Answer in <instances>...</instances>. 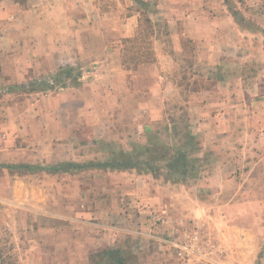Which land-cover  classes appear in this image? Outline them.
I'll return each mask as SVG.
<instances>
[{"label": "rangeland", "instance_id": "374dc122", "mask_svg": "<svg viewBox=\"0 0 264 264\" xmlns=\"http://www.w3.org/2000/svg\"><path fill=\"white\" fill-rule=\"evenodd\" d=\"M148 1L149 24L134 0H51L46 23L55 21L61 56H76L81 78L52 84L59 109L30 94L58 72L1 100L0 264H88L104 247L122 248L130 264H264L255 204L264 192L249 173L254 155L264 167V0ZM187 132L194 171L177 181L163 170L19 175L5 166L179 146ZM260 178L263 188L264 168Z\"/></svg>", "mask_w": 264, "mask_h": 264}, {"label": "crops", "instance_id": "0c3cea01", "mask_svg": "<svg viewBox=\"0 0 264 264\" xmlns=\"http://www.w3.org/2000/svg\"><path fill=\"white\" fill-rule=\"evenodd\" d=\"M27 1H29V5L25 6L24 4V7H22V3L16 0H0V92H3L0 104L1 100L11 97L16 89L23 88L25 90L26 87H22L21 85L29 80H36V78H39L41 75L50 72L59 73L67 67H73L75 69L74 72L76 71L78 62L76 56L70 53L65 60H63L61 56V46L58 44L60 42V30L56 26L55 21H51L54 24L53 27H50L49 24L46 23V19H51L54 15L53 13L49 14L51 0H40L36 4H30L32 0ZM46 11H48V14H46ZM74 75H76V73ZM9 85L10 87L8 88L7 86ZM14 87L16 88L12 90ZM32 93H37L40 96V98H35V103L33 104L35 106H40L46 98H53L57 102L56 109L61 107L62 103L60 100L62 94L59 92H53L51 89L42 90L40 88L30 94ZM27 100L29 101L30 99L27 98ZM31 102L33 101L31 100ZM27 103L30 104V102L24 101V106H26ZM12 105V103H8V106L4 105L1 108L11 111ZM232 110L234 109L232 108L228 111L231 115ZM208 118L213 119V116H209ZM228 122H230L228 125H231V117ZM215 126L216 124L213 123L209 125V128L212 127L216 129ZM254 156L249 160L251 163H254L249 173L255 176V178L257 177L254 179V182L258 185V183L261 182H259L258 179L261 180V170L264 167L258 165L261 158L259 159L258 155H256V157ZM216 157L214 158L216 159ZM223 176L225 177V175ZM257 185L254 184L255 190H262L264 192V187L259 188ZM256 202L255 204H263L264 206V196L262 198V203ZM136 203H138V208H140L141 205H147L141 202ZM239 203L240 201H234L231 206L235 208ZM261 226H263L264 229V222H262ZM74 240L76 239H72L73 243H70L68 249L70 252L73 251L76 253V247L71 248L72 244H74Z\"/></svg>", "mask_w": 264, "mask_h": 264}, {"label": "trees", "instance_id": "16d2710c", "mask_svg": "<svg viewBox=\"0 0 264 264\" xmlns=\"http://www.w3.org/2000/svg\"><path fill=\"white\" fill-rule=\"evenodd\" d=\"M22 3V0H16ZM26 0H24L25 2ZM139 6L142 15L146 16V21L151 23L147 17L150 3L148 0H134ZM129 41V39H126ZM74 68L67 67L60 71L52 81H40L41 89H52V84H59L66 79L77 82L81 76V72L74 75ZM52 82V83H51ZM16 87L12 88L14 90ZM10 90V89H9ZM34 90V88H32ZM194 137L190 133H186V141L179 146H172L168 143H159L149 141L145 144H135L132 150L125 151L112 150L111 155L106 159H91L84 162L77 161H61L55 164H34L30 162L7 163L5 166L11 173H19V175L36 174L45 172L55 175L59 173L75 174L87 170H103V171H127L136 170L139 173H152L156 175L166 174L168 180L177 181L192 175L194 171L193 160L189 156L187 146L191 144ZM130 256L119 247H105L92 252L89 256L88 264H130Z\"/></svg>", "mask_w": 264, "mask_h": 264}, {"label": "built area", "instance_id": "2783aa9c", "mask_svg": "<svg viewBox=\"0 0 264 264\" xmlns=\"http://www.w3.org/2000/svg\"><path fill=\"white\" fill-rule=\"evenodd\" d=\"M180 248H181V250H185V252H186V246L180 247Z\"/></svg>", "mask_w": 264, "mask_h": 264}]
</instances>
